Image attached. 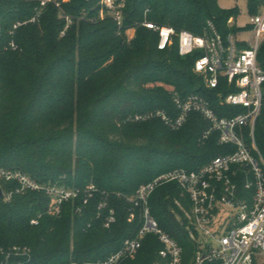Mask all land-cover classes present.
<instances>
[{"label": "trees", "instance_id": "obj_1", "mask_svg": "<svg viewBox=\"0 0 264 264\" xmlns=\"http://www.w3.org/2000/svg\"><path fill=\"white\" fill-rule=\"evenodd\" d=\"M40 1L0 0V169L21 170L40 183L82 194L58 216L49 212L52 199L43 192L15 195L10 202L0 197V264L14 246L31 249L28 264L105 259L141 226L139 212L130 216L126 197L164 173L197 170L234 151L219 144L218 134L200 144L209 125L196 113L177 131L160 119H127L154 110L177 115L165 86L182 97H205L220 117L242 112L220 105L218 96L233 90L223 83L210 90L194 72L199 53L180 56L177 41L159 50L158 34L142 23L204 35L211 22L225 41L251 27L230 25L238 12L221 9L218 0H125L123 29L100 19L102 0H57L60 8ZM246 1L251 17L264 10V0ZM62 12L73 17L67 30ZM128 29H135L131 41ZM258 62L264 69V43ZM255 141L264 157V99ZM91 183L97 191L85 205ZM176 201L189 208L177 184L159 187L150 199L152 215L191 254L187 221ZM102 203L106 207L99 209ZM111 210L116 221L106 228ZM34 219L38 225L31 224ZM160 248L150 235L127 264H153Z\"/></svg>", "mask_w": 264, "mask_h": 264}, {"label": "built area", "instance_id": "obj_2", "mask_svg": "<svg viewBox=\"0 0 264 264\" xmlns=\"http://www.w3.org/2000/svg\"><path fill=\"white\" fill-rule=\"evenodd\" d=\"M40 3L42 6L54 3L60 8L57 0H41ZM123 8L122 0H102L100 19L110 18L123 29ZM63 15L68 22L67 30L73 17ZM229 22L232 24V19ZM142 25L158 34V49L161 51L171 48L177 41L180 56L199 53L194 72L203 78L210 90L218 89L221 83L233 90L218 96L220 105L242 112L232 117H220L205 97L198 94L182 97L172 90L177 115L154 110L130 116L127 121L160 119L169 129L177 131L192 113H196L209 125L199 139L200 144L218 134L219 144L232 146L234 151L213 158L197 170H172L140 186L134 195L126 197L130 216L139 212L141 226L137 233L125 239L119 250L105 259L71 264H127L140 255L150 235L161 245L153 264H264V157L255 141L256 123L264 99V69L258 62L259 50L264 43V10L249 19L247 25L251 27V39L246 42L248 47L245 49L239 48L242 41L234 35L225 41L211 22H208L210 31L204 35L188 30L177 31L171 26L150 21H144ZM172 183L179 186L182 197L189 201L188 209L180 201L176 203L187 221L188 240L194 246L191 254H187L152 215V195L159 187ZM0 190L5 202H10L15 195L43 192L52 199L49 212L56 216L62 213L67 202L75 201L82 194L79 189L40 183L25 172L13 169H0ZM95 191L93 184L87 187L83 204L88 203ZM104 207L106 203L100 204L99 209ZM115 221V212L111 210L105 227L110 228ZM31 224L38 225L39 220L34 219ZM13 258L19 259L14 264H28L31 249L14 246L6 252V263L1 264H9Z\"/></svg>", "mask_w": 264, "mask_h": 264}, {"label": "rangeland", "instance_id": "obj_3", "mask_svg": "<svg viewBox=\"0 0 264 264\" xmlns=\"http://www.w3.org/2000/svg\"><path fill=\"white\" fill-rule=\"evenodd\" d=\"M65 1H69V0H65ZM122 1L124 2V6H125V0ZM218 5L223 10L238 12V16L236 20L232 19L233 23L230 24L229 22L230 25H233L235 23L238 28H246L249 19L251 17L246 0H218ZM126 35L129 41H131L135 36V29H129V31L127 30ZM235 37L238 41L249 42L251 39V32L248 30H244L238 33ZM165 89L169 92L175 90L173 87L170 86H165Z\"/></svg>", "mask_w": 264, "mask_h": 264}, {"label": "water", "instance_id": "obj_4", "mask_svg": "<svg viewBox=\"0 0 264 264\" xmlns=\"http://www.w3.org/2000/svg\"><path fill=\"white\" fill-rule=\"evenodd\" d=\"M0 197L2 198V191L0 190Z\"/></svg>", "mask_w": 264, "mask_h": 264}, {"label": "crops", "instance_id": "obj_5", "mask_svg": "<svg viewBox=\"0 0 264 264\" xmlns=\"http://www.w3.org/2000/svg\"><path fill=\"white\" fill-rule=\"evenodd\" d=\"M235 22V21H234Z\"/></svg>", "mask_w": 264, "mask_h": 264}]
</instances>
